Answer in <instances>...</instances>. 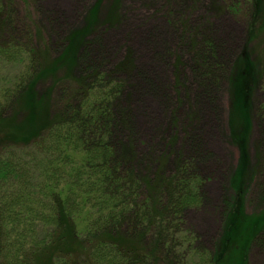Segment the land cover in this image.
Wrapping results in <instances>:
<instances>
[{
    "label": "trees",
    "instance_id": "16d2710c",
    "mask_svg": "<svg viewBox=\"0 0 264 264\" xmlns=\"http://www.w3.org/2000/svg\"><path fill=\"white\" fill-rule=\"evenodd\" d=\"M102 1L78 14L80 22L52 45L43 41V30L59 36L61 18L45 14L41 4L35 33L19 17V2L29 11L26 0H0V264H246L250 251L264 249V195L262 211H245L253 99L264 81V56L255 62L249 46L264 37V0L224 6L245 20L237 54L210 15L197 24L203 29L192 31L183 23L182 2L164 3L169 15L178 14L172 29L179 35L161 61L175 56L185 70L189 55L191 79L184 73L182 80L186 92L190 81L195 85L194 135L188 133L180 148L177 136L164 137L165 116L142 141L135 86L145 85L155 97L161 80L138 69L135 51L118 57L132 43L131 31L117 48L109 46L107 32L117 30L119 16L108 29L94 31ZM121 5L118 0L116 8ZM46 82L50 86L41 88ZM218 89L225 90L228 107ZM225 107L222 131L240 156L227 174L220 232L206 245L187 225V214L205 204L204 168L215 157L204 148L202 123L209 113L219 118Z\"/></svg>",
    "mask_w": 264,
    "mask_h": 264
},
{
    "label": "rangeland",
    "instance_id": "374dc122",
    "mask_svg": "<svg viewBox=\"0 0 264 264\" xmlns=\"http://www.w3.org/2000/svg\"><path fill=\"white\" fill-rule=\"evenodd\" d=\"M29 3V11L26 8V3L19 2V17L27 24V27H31L32 31L36 28L32 22H37L40 19L41 4H44V13H51L53 18H61L62 24L59 25V36H49L47 30H43L42 39L44 42L55 45L57 42L61 41L64 33H69L68 31L74 28V24L80 22L77 20L78 14H83L85 9V14L89 11L92 5L100 0H26ZM118 0H103L98 21L95 23L94 31L97 29L98 32L108 29L112 23L118 21L119 16V27L117 30H110L107 32V42L109 46L112 44L117 46L121 45L123 39L125 38L128 31L132 34V43L126 44L118 57L120 59L129 56L132 51H135V55L139 56L138 64L140 65V70L146 67L148 72L154 75H159L158 93L156 96L148 93V89L145 85H137L134 94V107L135 112L138 115L139 125H143L142 141H148L153 137V131L161 125L163 116L166 117V122L163 124L165 130L164 137L166 141L169 142L171 139L177 136L176 147L183 144L185 136L188 133L194 135L191 132L195 127L190 124L192 119V114L195 112V85H193V80L187 84V92L185 91V82L182 80L184 77L189 75V58L190 56H185L187 66L185 70H182L180 66L177 65V59L175 56L164 63L162 60V55L167 51L168 47L174 50L177 45L178 33L174 32L172 28H175L176 18L172 15V12H167L170 6L163 8V5L168 0H156L151 2V0H122L121 9L116 8ZM182 2V6L186 8L185 15L182 17L183 23H186L187 27L192 31L197 28V24L201 21L204 22V18L207 19V15H210V22H212L215 27L219 29V33L222 38L229 39L230 48L232 52L237 54L240 50L243 39V14L238 16L230 11H225L224 6L226 4H231L233 0H200L197 9L190 12L193 7V2L195 0H177V2ZM184 1V2H183ZM193 1V2H192ZM235 2V1H234ZM176 6V5H175ZM172 7L171 11L174 13H179L178 7ZM114 10L111 12L112 8ZM196 7V6H195ZM29 12V13H28ZM191 13V14H190ZM110 14V17H109ZM45 15V19L47 18ZM218 15V17H217ZM25 18V19H24ZM39 18V19H38ZM38 19V20H37ZM115 21V22H114ZM201 22V23H203ZM116 25V24H115ZM204 25L198 27V29H203ZM47 29V28H46ZM191 33H188V36ZM94 35L97 37L100 35L96 32ZM160 36L159 42L156 43L158 47H154L153 40ZM232 37V38H231ZM151 38V39H149ZM235 38V39H234ZM153 39V40H152ZM192 39V38H191ZM162 40H164L162 42ZM40 41L41 44H43ZM241 41V42H240ZM131 46V47H130ZM160 46V47H159ZM230 48L229 51H230ZM155 49V50H153ZM237 51V52H236ZM249 51L251 53V59L255 62L260 63L262 57L264 56V37L257 38L249 46ZM132 55V54H131ZM157 62H154V60ZM117 62V59H116ZM137 69V71H138ZM185 73L184 77L182 76ZM182 76V77H181ZM191 79V76L189 75ZM185 79V78H184ZM134 82V81H133ZM51 83L46 82L42 84L41 88L45 89L49 87ZM227 84V83H226ZM163 85L168 86V90L164 91ZM191 88V90L189 89ZM193 88V89H192ZM58 88L55 91V96L58 95ZM222 89H218V93H221ZM222 99L221 104L228 107L227 94L225 90L221 93ZM167 103L163 105V101ZM254 124L253 131L250 140V162L248 164L247 171L249 178V191L246 196V208L245 211L248 214L258 213L262 211L261 209V197L264 195V144L262 140L264 139V81L260 84L259 88L256 90L254 95ZM168 104V106H166ZM163 105V106H162ZM165 107H168L166 114H164ZM214 108L210 107V110ZM207 109H209L207 107ZM210 111V112H211ZM208 113V111H207ZM164 114V115H163ZM201 115V112H200ZM211 116V118H209ZM260 116L262 117V122L260 121ZM122 122V119H121ZM156 123L158 126H156ZM173 123H176V128L174 129ZM190 124V125H189ZM204 124L205 131V149L210 150V152L215 155L213 160L206 164L208 169L204 168L205 180V191L207 192V199L205 204L195 210H191L187 214V225L201 237L204 244L208 245L210 240L215 239L218 236L221 227V213L219 206L221 205L222 198L226 194V178L227 174H230L234 168H236L237 160L240 156L238 150L231 147L228 143L222 127L226 130V107L224 113L221 112L219 118L211 115L205 116L202 123ZM192 125V126H191ZM197 131V129L195 130ZM202 131L198 129V134ZM159 132V140L163 136ZM127 135H129L127 133ZM148 143V142H147ZM192 145V144H190ZM146 145H141V149H145ZM139 148V147H138ZM189 153L193 147L189 148ZM191 155V154H190ZM174 158L171 157L168 161L166 167L173 161ZM236 170V169H234ZM201 173V172H200ZM250 176V177H249ZM229 195V192H228ZM251 256L248 257V262L246 264H264V249L254 248L250 251ZM250 260V262H249Z\"/></svg>",
    "mask_w": 264,
    "mask_h": 264
}]
</instances>
